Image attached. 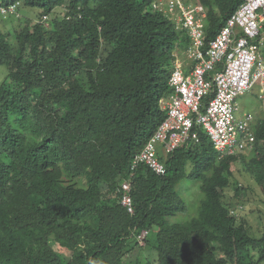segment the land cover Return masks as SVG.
Listing matches in <instances>:
<instances>
[{
	"label": "trees",
	"instance_id": "16d2710c",
	"mask_svg": "<svg viewBox=\"0 0 264 264\" xmlns=\"http://www.w3.org/2000/svg\"><path fill=\"white\" fill-rule=\"evenodd\" d=\"M153 1L0 0L40 9L31 24L0 16V264L264 261V235L252 237L220 199L234 165L264 192V118L245 154L220 157L197 129V142L157 153L163 176L141 165L129 178L134 155L165 119L174 53L189 46ZM194 1L206 9V45L244 2ZM183 179L202 195L187 219ZM124 181L132 214L121 205Z\"/></svg>",
	"mask_w": 264,
	"mask_h": 264
},
{
	"label": "built area",
	"instance_id": "2783aa9c",
	"mask_svg": "<svg viewBox=\"0 0 264 264\" xmlns=\"http://www.w3.org/2000/svg\"><path fill=\"white\" fill-rule=\"evenodd\" d=\"M18 4L0 5V16H17ZM152 8L185 30L189 46L186 62L176 60L168 79L171 94L162 102L165 119L134 155L129 178L141 165L163 176L165 167L157 153L167 155L187 142H197V129L206 134L220 157L251 149L255 142L254 116L244 113L237 117L236 99L257 84L264 111V0H244L207 45L206 9L202 5L186 4L184 0H154ZM216 66H220L219 71H214ZM206 96L211 99L204 106ZM120 187L124 192L121 205L132 214L129 181ZM239 209L238 206L231 213L235 215ZM146 234L142 231L136 237L139 246H143Z\"/></svg>",
	"mask_w": 264,
	"mask_h": 264
},
{
	"label": "rangeland",
	"instance_id": "374dc122",
	"mask_svg": "<svg viewBox=\"0 0 264 264\" xmlns=\"http://www.w3.org/2000/svg\"><path fill=\"white\" fill-rule=\"evenodd\" d=\"M191 2V0H187ZM57 11L54 14L60 15L61 11ZM18 16L19 18H14L12 16L5 18L7 22L13 21L15 24H31L37 18L40 9L35 7H26L22 3L18 6ZM5 23L4 26H7ZM0 29H3L2 24H0ZM183 52H175V58L179 60L186 59ZM7 76L6 66L0 65V85L5 82ZM237 107V117H241L244 113H251L255 117V123L259 119L264 118V112L262 110V105L258 99V85L255 84L253 88L246 92L243 96L236 99ZM247 153L245 151L242 154ZM235 179L231 180V185L228 189L221 194V201L225 206H229L231 209L235 210L238 206L240 207L239 212L235 215L237 218L243 219L246 227L249 228V234L254 238H260L264 235V192L262 191L257 179L246 173L239 165H234L232 167ZM180 188L178 191L188 205L187 215H180L181 217L187 219L189 216L196 215L198 209V202L202 198L201 192L199 190V184L197 182H192L188 179H183L179 183ZM240 188V196H235V188ZM63 254H67L64 251L55 248ZM137 254V250L130 255L131 258ZM257 255V252H255ZM260 264H264V261Z\"/></svg>",
	"mask_w": 264,
	"mask_h": 264
},
{
	"label": "crops",
	"instance_id": "0c3cea01",
	"mask_svg": "<svg viewBox=\"0 0 264 264\" xmlns=\"http://www.w3.org/2000/svg\"><path fill=\"white\" fill-rule=\"evenodd\" d=\"M186 4H194L195 1L194 0H191V2H187V0H184ZM201 5V4H200ZM219 32V31H218ZM218 34V33H217ZM216 37V36H215ZM184 56H185V53H184ZM181 62L185 63L186 62V59L184 58V60H180ZM264 112V111H263ZM247 113V112H246ZM254 125H255V117H254V122H253V128H254Z\"/></svg>",
	"mask_w": 264,
	"mask_h": 264
},
{
	"label": "clouds",
	"instance_id": "9594fccd",
	"mask_svg": "<svg viewBox=\"0 0 264 264\" xmlns=\"http://www.w3.org/2000/svg\"><path fill=\"white\" fill-rule=\"evenodd\" d=\"M88 264H102V262L101 261H96V260H93V259H89Z\"/></svg>",
	"mask_w": 264,
	"mask_h": 264
}]
</instances>
